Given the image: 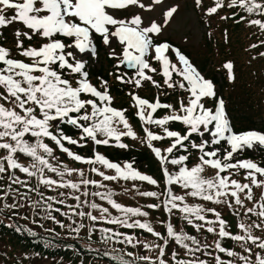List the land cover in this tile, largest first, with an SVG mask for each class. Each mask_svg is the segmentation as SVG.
Returning <instances> with one entry per match:
<instances>
[{
    "label": "snow or ice",
    "instance_id": "6c2138e0",
    "mask_svg": "<svg viewBox=\"0 0 264 264\" xmlns=\"http://www.w3.org/2000/svg\"><path fill=\"white\" fill-rule=\"evenodd\" d=\"M162 3L163 0H0V37L11 31L14 45L13 48L6 47L0 40V180L8 177L7 190L0 191V200L6 201L9 195L27 199V194L19 193V188L14 189L13 185L36 191L28 180L16 175L17 171L28 178H35L38 185L49 189L59 187L80 191L82 185L105 187L100 181L84 178L83 170L68 167L58 158L57 151L77 162L88 165L99 163L115 170L116 175H106L95 166L90 168L105 181L131 179L159 186L156 179L140 173L131 163L121 166L99 153L94 157H84L66 146L84 148L89 143L108 145L110 140L120 141L122 136L137 138L126 117L127 109L113 106L114 98L108 81L98 78V87L85 70L86 60L82 54L94 55V41L99 37L109 47V57L118 61L117 69L121 65L134 69L133 74L117 72L115 79L120 83L139 89L144 82H149L153 87L164 90L165 95L168 89L184 93L175 105L161 102L159 95L150 101L137 93H129L136 116L145 125H156L162 129V134L153 132L149 127H145L144 132L148 146L160 162L165 188L162 192L138 191V195L160 201L148 204L147 208L163 209L169 217L174 210L178 211L181 218L197 232L204 230L218 239L211 244L202 242L183 230L177 231L171 222L167 223L165 236L156 231L149 221L132 219L147 217L148 211L117 203L110 190L96 191L91 195L107 200L123 213V218L111 216L107 208L95 202L89 206L98 209L100 217L91 212H76L75 209L73 213L87 216L93 222L103 220L128 229L139 228L162 241L148 243L112 229H101L104 233H112L106 239L115 237L118 243H127L132 247L139 244L148 251L156 252L155 257L128 252L126 255L133 259L117 256L115 259L119 264H209L197 253L212 256L213 253L208 251L212 248L216 253L235 258L223 259L217 254L214 256L215 264H264V194L259 200H255L253 194L254 187L264 189V179H261L264 177V165L253 160L236 159L237 154L245 149H264V132L233 131L225 101L217 96L213 81L207 79L179 48L167 41L158 42L157 38L174 18L178 5L162 9L159 21L156 18L146 21L140 13L121 15L131 7L153 12ZM194 4L209 17L220 10L231 9L232 18L239 16L238 22L257 26L264 32V0H211L210 5H205L203 0H194ZM256 16L260 18H250ZM260 43L264 44V40ZM116 44L120 46L119 54ZM257 46L251 45L252 48ZM260 55L264 56V53ZM224 67L228 70L229 80H234L233 64L226 62ZM156 75L161 80L155 79ZM207 100L214 101V104L207 106ZM161 109L167 110L168 114L155 118L154 114ZM171 124L182 127L174 130ZM64 125L75 129L77 138L68 134L62 127ZM164 140L169 141L166 148L153 146L154 141ZM119 146L127 147L122 143ZM180 152L183 154H176ZM193 152L196 153L195 162L191 159ZM169 165L177 167V170H170ZM208 169L214 174L205 175ZM240 170L244 171V179L250 183L232 178ZM48 173L60 179H54ZM73 174L81 177L79 183L65 180L66 176ZM174 186L181 191H175ZM82 194L89 195L88 192ZM72 198L80 201L79 195ZM189 198L224 204L238 217L241 213L234 209V205L243 208L242 215L248 222L240 220L236 224L239 231L234 234L217 209L190 204ZM47 199L56 200L55 197ZM245 199L253 206L246 207ZM56 202L64 203L63 200ZM22 206L15 202L3 205L6 209ZM79 206L77 204L76 207ZM51 207V204L47 205L48 209ZM209 214L215 219H209ZM48 218L55 220L52 216ZM56 223L64 227L60 221ZM83 227L80 224L72 230L78 233ZM257 231L262 235H256ZM225 238L237 242L242 251L223 246L221 241ZM170 240L184 249V254L190 258L182 259L180 253L173 250L168 259Z\"/></svg>",
    "mask_w": 264,
    "mask_h": 264
},
{
    "label": "rangeland",
    "instance_id": "374dc122",
    "mask_svg": "<svg viewBox=\"0 0 264 264\" xmlns=\"http://www.w3.org/2000/svg\"><path fill=\"white\" fill-rule=\"evenodd\" d=\"M168 5L169 6L178 5L179 7H178L177 12L174 14V18L171 20L169 25L164 29L162 35L159 38L167 37L169 39H172L175 44L181 46L182 50L187 52L190 55V57L193 59L194 63L196 64V67L202 72V74L206 78H209V76L214 75V72H211L212 69H213V71L220 72L219 67L221 66V61L224 60L225 57L224 56L222 57L221 53L219 55H217V52H216L217 46H214L212 50H209V47L205 43V41H206L205 39H207L209 36L212 37L213 35L216 34L215 36L219 40H221L222 35L219 32H221L223 30L222 26L224 23H221L220 20H215V22H213V23L211 22L210 28L206 29L205 21L203 19L200 20L199 14H201V9L197 8L199 10V12L197 10L195 11V9H194L195 7L192 4V0H163V3L159 6H156L155 10L153 12H142L139 8L133 7L131 10H129L128 14L126 11V12H122L121 15H130L132 13H140L145 18L146 21L149 18H156L159 21L162 19L161 10L164 9L163 7L168 6ZM197 13H198V15H197ZM216 18L219 19L218 17H216ZM206 30H209L210 32H206ZM217 33H219V34H217ZM3 37L7 38L9 40L7 43H13V37H12L11 31L5 32V35ZM227 43L228 42H224V45H226V46L229 45V43L228 44ZM118 46L119 45L116 44L115 49ZM105 47H106V51L110 52L109 47H107V46H105ZM230 47L231 48H225V46H224V50L226 53L231 52L233 50V47L231 45H230ZM237 47H238V49H240L241 46L238 45ZM229 50H231V51H229ZM89 54L90 53L82 54V55H84L85 59H91V62L88 64V69L91 65L96 67V66H98L99 63L100 64L102 63V60L101 61H97V60L94 61L95 55L92 54L91 56H89ZM228 57H230L231 60H233V63H235L236 68L238 67L236 63L241 62L243 64L242 65L243 68L240 69V71L237 68V71L239 73V78H238L239 80L236 81L233 85H230V88L227 89L225 92H223V94L225 93L227 95V98L229 100V103H227L228 108L231 106V103H233L237 106V110L241 111V113H243V114L245 113L246 115H249L252 118L254 117L256 119H257V117L260 118L261 115L263 117L264 108H263L262 104L254 105L255 110H251L245 103L246 101H248V97L246 96V93L241 91V85L240 84L244 81L252 79L251 75H249V71H248V68L246 66L247 64L245 62V59L240 57V55L234 56L232 53ZM236 59H239V60H236ZM89 74H91V76L89 78L92 80V83L95 84L94 79H93L94 75L91 73L90 70H89ZM218 75H219V73H218ZM95 85H97L99 87L100 83L97 82ZM229 94L231 95L230 97H229ZM213 104H214V102H213ZM138 123H140V122L138 121ZM233 126L238 128L239 124L237 122H234ZM137 128L140 130V127H137ZM77 136H78V134H75L73 137L77 138ZM89 144L92 148V144L91 143H89ZM168 145H169V141L167 140L163 143H159L158 145H156V147H160L161 149H163V148H166ZM66 146L70 147L73 152H76L79 155L84 156V157H94V155L96 153H99V154L104 156L102 151L93 152L92 154H88L87 152H85L83 150L82 151L78 150L77 146H72V145H66ZM255 149L256 148L251 149V150H255ZM244 151H247V149H245ZM176 154L180 155V153H176ZM238 154L236 156V159L248 160L244 156H242V154L240 156H238ZM150 155L152 158L150 160V162L147 164H144L142 166H140L138 164L137 165L132 164L131 162H123V161H118V160H114L113 163L120 164L121 166H123L126 163H131L133 165V168L138 170L140 173L152 176L154 179H156L158 181L159 186L150 185L145 181L131 180V179H129V180L117 179L115 181H105L102 179V177H100L96 173L91 172L90 168L95 166L100 171L105 172L106 175H116L115 170L107 169L106 167H104L103 165H101L99 163H97L95 165H88V164H84L81 162H77V161H74L71 158H69L66 154L60 153L59 151H57L58 158L64 164H66L70 168L83 170L84 178L90 179V180L100 181L102 184L105 185V187L104 188H97L94 186L93 188H91L89 190V192L86 190V187L83 185L81 186L80 191H75L71 188L54 187V188L50 189V192H48V193L44 192V197L46 199H47V197H55L56 198L58 195H59L58 197H61L60 193H64L65 195H63V197H65V198H72L73 196L79 195L80 199L88 202L87 204H85V203H83L84 201L83 202L76 201V202H73L72 204L64 203V206H61L59 208L55 207L54 212L50 213V215L52 217H55V220L50 219L49 221L44 223L48 228V232H46V234L50 238L53 237L54 239L66 238L65 236H63L57 232L56 228H60L61 226H60V224L56 223V221L58 218H60L62 216V213H65V212L73 213V207L76 206L77 204L83 206L81 211L86 212V213L91 212L92 214L94 213L95 216H98L99 214H101V212L98 209H92L89 206L92 202H95L96 204L100 205L102 208H107L109 213L111 214V216L123 218V213H121L117 209L113 208L107 202V200H102L99 197L91 195V193L96 192V191L105 192V191L110 190L113 194L112 198L117 203H119L125 207H138L144 211H148L149 215L147 217H132V219L133 220L140 219L142 221H144V220L149 221L156 231L161 232L165 236L167 235V233H166L167 223L171 222L177 231L183 230L184 232H186L190 235L196 236L197 239L201 240L202 242H207V243L211 244L214 241H216L218 239V237L216 235H214L212 233H208L207 231H204V230L197 232L194 228H192L190 225H188L186 223V221L181 218V213H179L178 211L174 210V214L171 217H169V215L165 211H163V209H149L146 207L148 204L160 203V201L155 200L154 198L140 196V195H138V191L139 192H143V191L162 192L165 188V181L163 178V173H162L160 162L156 158L154 153H151ZM172 167L175 168V166L169 165L170 170L174 171L172 169ZM206 173L207 172H205V175H206ZM213 174H214L213 170L209 169V175L208 176L213 175ZM16 175L20 176L21 179H24L26 177L24 174L20 173L19 171L16 172ZM55 177H56L55 179H60L56 175H55ZM7 178L8 177L5 176L3 180H0V191H6L7 190V184H6ZM65 180H72L73 182L79 183V181L81 180V177L77 174H73L71 176H66ZM31 187L35 188L36 186L32 185ZM13 188L14 189L19 188V193H21V194L26 193L27 199H22L19 195L7 197L6 201L0 200V210L6 212L4 214H8L13 219H18L21 223L31 227L32 229H34L36 231H39L40 229L38 228L36 213L34 211L35 206L37 204L36 202L38 199V191L37 192L34 191L31 194V191H28L27 188L19 187L18 185H13ZM62 189H64V191H62ZM67 189L68 190L71 189L73 192L70 193V192H68ZM174 190L178 191V192L181 191L178 188V186H174ZM83 192H88L89 195L85 196L82 194ZM253 194H254V199L259 200L261 195L264 194V189L254 187L253 188ZM241 198L244 199L243 195L241 196ZM161 199H163V197H161ZM49 201H51V200H49ZM5 202L8 204H12L15 202V203H18L19 205H23V206L18 207L19 210L6 209L3 207ZM188 202L190 204L198 203V204H202L204 207H207V208L217 209V211H219L221 213L222 218L228 222L229 230L232 231L234 234L239 231L236 228V224L240 220H243L245 223L248 222L247 218L243 217V215H242L244 212V209L239 208L238 206L234 205V209H237L241 213V216H239V217L234 215L233 210H230L224 204L217 205V204H214L211 202L201 201V200H198L195 198H189ZM244 204L246 205V207H252L253 206L252 202H250L246 199L244 200ZM57 209L59 211H57ZM209 219H215V217L212 216L211 214H209ZM253 219H256V218L253 217ZM99 222L103 225V229L107 228V229H112L114 232H122L126 235H131V236L136 237V239H138L139 241H149V243H151L150 241L152 239V242L162 243V241H158L156 237L152 236L150 233H148L145 230H141L139 228L128 229V228H124L118 224L106 223L103 220H100ZM255 234L256 235H262V233H260L258 231ZM104 236H105L106 242H104L103 240H101L100 238H97V237L82 238V240H74L73 239L74 244L77 243L80 246L79 250L83 251L81 256L77 259L80 260L83 257V254H85L87 252L103 254L111 262L117 260L115 258L117 256H120V255H123L124 259H127V260L133 259V257H128L126 255V253H128V252H132L135 255H145L142 252L143 250H145V248L142 247L141 252H140L141 245L139 247V244H137L136 247H132L131 245H128L127 243H124V244L118 243L115 237H113L112 239H106L107 236H112L111 232L104 233ZM120 239H123V237H120ZM135 242L136 241L134 240L133 243H135ZM221 243L223 246L228 247V248L235 250L237 252L242 251L237 242L231 241L228 238H225L223 241H221ZM99 246L109 247V249L103 251V250L97 249ZM112 247H115V248H112ZM173 250L178 251L180 253V258H182V259H189L190 258L184 254V249L180 248L178 245L175 244L174 241L170 240L169 248L167 250L169 253V255L167 257L168 259H170L171 252ZM208 251H211L213 253V255L212 256H205V255H201V253H197V256H200L201 259L208 260L209 264H215L214 256L217 254L221 255V257L223 259H235V258L226 257L224 254L216 253L214 248L208 249ZM149 253H151V254H149V256L155 257V255H156L155 251H149ZM43 264H49V263L44 261ZM137 264H139V262H137Z\"/></svg>",
    "mask_w": 264,
    "mask_h": 264
},
{
    "label": "trees",
    "instance_id": "16d2710c",
    "mask_svg": "<svg viewBox=\"0 0 264 264\" xmlns=\"http://www.w3.org/2000/svg\"><path fill=\"white\" fill-rule=\"evenodd\" d=\"M237 29H239V24L234 26V30ZM0 40H2L3 42L9 41L7 38L4 37H0ZM13 47L14 46L12 45L10 48ZM260 53H264L262 45H258L251 51L249 55L250 59L248 61H256V63H259V65H261V63H264V56H261ZM107 62L110 63L109 60H107ZM106 71L107 70L105 68L103 69L100 67L93 72H97L98 74H101L102 76L106 77ZM258 76L259 86L258 90H255L254 92L255 94H259L261 92V99H264V69L262 71H259ZM110 91L116 96L117 104H127V101H125V98L123 96L124 94L122 93V91L116 88V84L115 86L114 83L113 85H111ZM242 118L243 123L245 124L249 122L254 123V120H252L250 116L244 115ZM131 119L133 120V122H136L133 117H131ZM62 127L65 128L68 134L72 135V128L70 130V127L67 125H64ZM170 127L179 128L180 125L176 124L173 127V124H171ZM124 142L128 145L127 149H99L110 160H134V163L140 166L150 162L152 158L147 150V146L140 148L137 147V144L135 142H132L130 140ZM77 149L81 151L83 150L88 154H92V148L90 144L86 145L85 148L77 147ZM48 175L52 176L54 179L56 178L55 175L52 173H48ZM24 180H28L30 186L35 185V192L38 191L37 202L39 203L36 204L34 211L36 213L38 228L40 230L36 231L31 227L21 223L18 219H13L8 214H4L6 212L0 210V264H43L44 261L48 262L49 264H119L117 260L111 262L105 255L100 253L87 252L83 254V257L80 260L77 259L81 256L83 251L79 250L80 246L77 243L74 244V240H82V238L97 237L106 242L104 232L101 231V229H103V225L99 221H91L87 216L81 217L71 212H65L68 213V215L62 214V216L57 219V221L63 223L64 227L56 228V230L59 234L65 236L66 238H50L46 234V232H48V228L44 224L45 222L50 220L48 218L49 216H51L50 213L54 212L55 207L59 208L61 206H64V203L72 204L73 202H76V200L73 198H65L63 196L58 197V195L56 197V200L49 201L44 197V192H50L49 188L43 185H38L37 180L35 178H28L26 176ZM7 182L8 178L6 179V184ZM93 187V185H88L86 187V190L89 192V190ZM62 191H64V189H62ZM33 192L34 191H31V194ZM68 192L72 193L73 191L69 189ZM41 193L43 195H40ZM12 196L13 195H9L8 197ZM58 200H63L64 203H57L56 201ZM83 201L84 200L80 199V202ZM48 204H51V209L47 208ZM76 206H74L73 209H75L76 212H80L83 206ZM16 210H19V208H17ZM92 215H94V213ZM100 216L101 214H99L97 217ZM80 224H83L84 227L80 228L78 233L72 230L74 228H77ZM147 242L149 243V241ZM150 242L153 243L152 239ZM97 249L105 251L108 250L109 247L99 246ZM141 249L142 246L140 247V252ZM142 252L145 255L151 254L147 249L143 250Z\"/></svg>",
    "mask_w": 264,
    "mask_h": 264
}]
</instances>
